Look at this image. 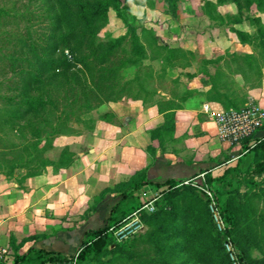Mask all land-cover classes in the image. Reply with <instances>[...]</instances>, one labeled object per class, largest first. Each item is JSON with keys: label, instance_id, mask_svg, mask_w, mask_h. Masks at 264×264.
Listing matches in <instances>:
<instances>
[{"label": "rangeland", "instance_id": "obj_1", "mask_svg": "<svg viewBox=\"0 0 264 264\" xmlns=\"http://www.w3.org/2000/svg\"><path fill=\"white\" fill-rule=\"evenodd\" d=\"M118 1V7L114 0H73L66 4L71 13V22L77 28L74 42L81 44L83 53L93 64V75H97L100 69L93 59L104 51L108 52L106 47L112 46L110 61L103 69L107 72L118 69L120 75L119 82L109 91L125 92L119 96L114 93L108 97L111 102L101 105V101L107 97L97 92L100 86L106 89L105 83L99 80L90 83L92 80H88L81 70L60 76L58 84L46 87L51 95L45 99L55 109L52 116L46 115L44 118L51 119L56 126L62 123L63 137L93 131L101 119L118 123L117 116L107 111L106 105L125 99L134 100L136 96L152 110L179 108L184 101L199 95L198 91L189 89L190 83L196 79L190 78L195 74L203 78V74H200L203 69L217 74L219 80L234 85L236 96L232 98V106H244L241 100L246 98L250 90L264 88V8H259L256 3L246 6L241 2L239 7L231 0ZM96 2L102 5L105 14L94 20L92 17H78L87 8V3L94 8ZM52 6L48 0H0V108L4 104L2 99L20 100L19 74L22 70H28V67H18V64L26 62L24 60L33 63V53L40 58L47 57V48L52 44ZM58 10L56 14L59 15ZM101 23L103 25L99 28L98 24ZM129 26L137 27L141 36L148 56L143 61H139V55L133 47ZM143 29L153 30L159 44L178 50L176 67L171 68L163 62L167 53L159 52L155 45H151L148 41L150 35L144 34ZM234 30L245 33L250 43L243 44ZM99 44L105 46L104 51L98 48ZM63 52L65 55L67 52L70 54L68 49L63 50L58 53L59 56L62 54L60 58ZM206 55L214 56L204 61ZM20 124L27 126L24 130L27 140L19 137L17 129L0 124V177H9L17 172L24 175L44 173L53 167L51 163L57 159L56 137L48 146L44 142L40 144L41 153L28 147V142L36 144L37 127L41 139L48 132L51 134L52 130L44 125L43 117L25 122L21 120ZM168 125L171 126V120ZM160 133L157 130L155 138L161 142L170 135V131ZM242 156L236 166H230L231 162L225 160L219 171L205 174L202 181L194 179L176 188V204L181 205L195 196L206 203V219L197 220L190 216L188 222L190 233L201 226L207 228L200 240L191 237L189 241L186 237L176 236L173 225L169 224L172 220L169 219L167 226L161 228L165 233L158 234L151 241L149 227L143 217L159 210L171 212V206L163 201V196L155 187L124 200L119 193L117 196H121L122 200L120 220L127 219L149 202H153L154 211H142L144 227L133 239L118 243L113 237L108 250H118L117 253L89 264H234L225 244L220 246L217 240L224 230L217 225L211 208L213 204L220 208L225 201L235 207L241 217L237 231L228 235L237 258L241 264L247 263L241 259L239 241L248 256L256 260L257 264H264V160L261 156L257 158L251 151ZM69 161L70 158L66 157L64 162L57 164L56 170ZM208 176L215 180L214 184L219 188L217 193L211 188ZM199 180L209 186L214 196L208 193L207 187L196 184ZM128 192L129 189L126 190L127 195ZM111 195L112 192L106 193V196ZM95 201L92 207L97 204ZM140 203L141 206L136 209ZM174 220V224L178 222ZM222 220L227 228L226 220ZM182 246L186 248L183 251L180 249Z\"/></svg>", "mask_w": 264, "mask_h": 264}, {"label": "crops", "instance_id": "obj_2", "mask_svg": "<svg viewBox=\"0 0 264 264\" xmlns=\"http://www.w3.org/2000/svg\"><path fill=\"white\" fill-rule=\"evenodd\" d=\"M200 74L203 78L195 74L189 86L199 95L179 108L152 110L142 99H125L106 105L118 123L100 120L93 131L59 137L55 162L66 150L72 155L67 167H51L36 176L17 172L0 177V243L7 251L0 264H42L33 250L75 255L89 232L106 225L121 196H105L92 207L94 201L142 171L154 183L185 182L219 171L225 160L230 166L240 163L245 142L221 141L212 117L236 96L234 85L213 79L215 74L204 69ZM227 88L232 90L228 98L218 95ZM252 101L264 108V88L250 90L241 100L243 105ZM168 114L174 115L173 130L161 142L151 133ZM263 135L264 128L257 136ZM146 189L152 187L140 193ZM18 258L23 259L17 263Z\"/></svg>", "mask_w": 264, "mask_h": 264}, {"label": "trees", "instance_id": "obj_3", "mask_svg": "<svg viewBox=\"0 0 264 264\" xmlns=\"http://www.w3.org/2000/svg\"><path fill=\"white\" fill-rule=\"evenodd\" d=\"M73 0H48V3L53 4L52 12L54 13V21H53V28L50 29L52 35L50 36V41L52 42L51 46L47 48L48 55L47 57L40 58L37 56V54L33 53V63L31 61L24 60L26 62H20L18 64V67H28V70H22L20 72V100H17L15 98H8V99H2L3 100V106L0 108V124L1 125H7L10 127H13L17 129V133L20 135L22 139L27 140V136L24 133V130L26 127L19 126V123L21 120L30 121L37 117H43L44 125L47 127H50L52 132L51 134H47L46 137L43 139L40 138L39 134V128L37 127V140L36 144H30L28 142V147L35 149L37 152L41 153L39 151L40 144L44 142L46 146H48L50 143H52L54 140L53 137L59 138L63 135L62 130V123L53 124V121L50 119H46L44 117H47L46 115L52 116L54 114L55 106L53 107L51 102L45 97H50V90H48L46 87L56 85L58 84V78L62 75L68 74V72L75 71V70H81L85 72L86 78L91 79L90 83H95V80H99L100 83H105L106 89L100 86L98 88L99 92H97L100 95H104L107 98L105 100L101 101V105L111 102L112 100L108 99V97L114 95L112 90L109 91V89L113 88L114 85L119 80V70L114 69L110 70L109 72L105 71L103 68L106 66L110 61V52L113 48L112 46L106 47L108 49V52L104 51L105 46L99 44L98 48L102 51H104L100 56L93 59V63L96 64L98 67H100L99 71L97 72V75H93L94 67L93 64L88 61V57L86 54H84V50L81 46V44L75 43L74 40H76L77 35V28L74 27L71 17V13H69L68 7H66V4ZM233 3H235L237 6L241 7V2H244L246 6H248L250 3H256L259 8H264V0H231ZM114 2L117 3V7L120 6V2L118 0H114ZM87 8H84L82 13L78 15V17L85 19L87 18H93L96 19L99 15L105 14V9L102 7V5L99 2H96V5H94V8L90 3L86 4ZM89 6V7H88ZM59 9L60 14H56V9ZM107 9V7H106ZM102 23L98 24V27H102ZM129 31L132 34V40H133V47L136 51V53L139 55V61L145 60L147 56V52L145 49V46L143 42L141 41V36L138 33L137 27L129 26ZM144 34L150 35L149 43L151 45H155L159 52L167 53V56L163 58V62L170 66L171 68L176 67L175 61L177 59L178 50H175L173 48H170L165 45H161L158 42L157 37L154 35L153 30H142ZM234 33L237 35L239 40L243 44H249V40L246 38L245 33L234 30ZM26 48V44L23 45ZM30 49V48H29ZM68 49L71 55V58H69L65 53L63 52L59 56L58 53L62 52L63 50ZM31 53V51H29ZM34 52V51H33ZM77 57V58H76ZM16 63V62H14ZM217 75V74H216ZM213 76V79H220L217 76ZM118 78V79H117ZM86 86V85H85ZM88 87V86H86ZM229 88L226 89V92L221 94L217 91L218 95H223V97L228 98L230 95ZM125 90H120V92H117L115 95L119 96L122 93H124ZM40 95L41 97H39ZM108 99V100H107ZM135 100L141 99L139 96L134 97ZM235 107L232 106V103L226 104L225 109ZM103 121H107L105 119H101ZM171 120V126L168 125V121ZM173 121H174V115L168 114L166 116L165 123L155 129L151 135L154 139L155 138V132L158 130V132H172L173 130ZM110 122V121H107ZM29 125V124H28ZM39 125V124H38ZM18 126L20 128H18ZM20 129V130H18ZM93 130V128L91 129ZM42 133V132H41ZM160 133V134H161ZM30 141V140H29ZM249 143L250 140H247L245 142V147L249 149ZM33 145V146H32ZM44 145V146H45ZM45 146V148H46ZM44 148V149H45ZM249 151L254 152L255 156L259 158H262L264 160V136L260 139L256 140L255 146L250 149ZM66 157L70 158L69 163L66 165H63L60 168L67 167L71 161H72V155L69 154L68 151H64L61 158L58 162L53 161L51 165L53 167H56L57 164H61L64 162V159ZM56 169V168H55ZM58 170V169H57ZM264 171V169L262 170ZM41 174V173H39ZM36 174V175H39ZM36 175H27V176H36ZM208 181L211 185V188L216 192L219 191V188L215 186L214 182L215 180L211 179L210 176H208ZM183 183V181L180 180H167L164 183H154L149 180H147L146 172L142 171L138 174H136L134 177H132L128 182H123L121 184H118L114 188H109L105 190L97 199L96 203L100 202L105 196L106 193L112 192L116 194L122 195V200L126 199V197H132L134 194L140 192L142 189H144L147 186H151L152 188H156L159 193L163 196V201L165 203L169 204L171 206L172 211L171 212H162V210L157 211V213L151 215V216H144L143 220L145 224L149 227V236L151 241H153V237H158V234H164L163 230L161 228H165L167 226L168 220L171 219L172 221L169 223L171 226L173 225L172 230L174 231L176 236L179 237H186L187 240L190 241L191 237L193 240H200L202 237H204L207 228L204 226L199 227L198 229L192 231L190 233L189 229V218L190 216H193L197 218V220L204 218L206 219L207 215V207L206 203L198 196L192 197L191 199L186 200L183 202V204L178 205L174 201L176 188ZM129 189V194H126V190ZM217 193V192H216ZM218 196V195H217ZM188 197V196H187ZM121 200V201H122ZM121 201L113 207L110 217L106 223V225L103 228H100L97 231H91L87 234V238L85 241L81 244L79 250L80 254L78 257V264H89L93 260H101L105 256L111 254V253H117V251L113 250L110 251L109 245L110 242L113 239V232L112 228H116L118 225H120V205ZM220 201V200H219ZM157 205V203H156ZM141 206V203L138 204L135 208H139ZM220 212L222 214V217L227 222V231L219 235L217 237V240L220 244V246H223V243H225L226 238L228 235H230L232 232H236L239 225H240V213L239 211L233 207L229 202L225 201L220 205ZM175 217V218H174ZM174 219L178 220L177 223H173L175 221ZM204 225V224H203ZM171 230V231H172ZM158 235V236H157ZM238 242V247L241 250L242 254V261L244 259L247 263L245 264H257L256 260L252 259L248 254L245 253L242 246H240V242ZM182 251L186 248L183 246L180 248ZM34 253L37 256V259L42 263L45 264L46 262H53V263H67L70 260L74 258V255L71 257H67L61 254H52L43 252L41 250H33ZM124 252V250H123ZM119 253V252H118ZM23 258H18L16 262L18 263V260H22Z\"/></svg>", "mask_w": 264, "mask_h": 264}, {"label": "built area", "instance_id": "obj_4", "mask_svg": "<svg viewBox=\"0 0 264 264\" xmlns=\"http://www.w3.org/2000/svg\"><path fill=\"white\" fill-rule=\"evenodd\" d=\"M67 55L71 58V55L68 54V52ZM212 117L217 126L218 137L221 141L227 142L231 145H241L247 140H250L249 149H246L243 153L249 152V150L255 146L256 140L261 138L257 136V134L264 128V108L256 102L252 101L241 107H231L215 111L213 112ZM204 175L205 174H202L194 179L201 180ZM194 179L185 181L180 185L189 184L193 182ZM200 180L199 182H196V184L200 187H207L208 193L213 195L214 193L212 194V190L209 186L205 183H201ZM211 208L215 221L219 228L224 230V234L228 227L225 228L226 226L224 227L223 225V217L220 208H216L215 204H213ZM142 211H154L153 202H149L140 210L134 212L130 217L124 219L123 222L120 223V227L112 228L113 237L118 243H124L133 239L143 229L144 224L141 219ZM224 244L230 253L233 263L241 264L234 252L229 236L226 238ZM79 254L80 250H78L75 253L74 258L67 263L46 262L45 264H78ZM6 256L7 251L0 243V263L5 260Z\"/></svg>", "mask_w": 264, "mask_h": 264}]
</instances>
